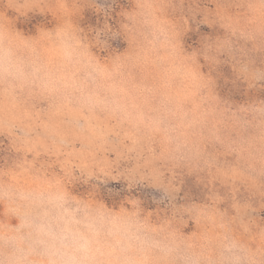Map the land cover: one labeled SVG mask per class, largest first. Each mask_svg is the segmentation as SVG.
I'll return each instance as SVG.
<instances>
[{
	"label": "rangeland",
	"instance_id": "obj_1",
	"mask_svg": "<svg viewBox=\"0 0 264 264\" xmlns=\"http://www.w3.org/2000/svg\"><path fill=\"white\" fill-rule=\"evenodd\" d=\"M264 264V0H0V264Z\"/></svg>",
	"mask_w": 264,
	"mask_h": 264
},
{
	"label": "clouds",
	"instance_id": "obj_2",
	"mask_svg": "<svg viewBox=\"0 0 264 264\" xmlns=\"http://www.w3.org/2000/svg\"><path fill=\"white\" fill-rule=\"evenodd\" d=\"M93 2H94V0H93ZM205 264H216V262L209 260V261H206ZM239 264H247V262L244 260L243 256H241Z\"/></svg>",
	"mask_w": 264,
	"mask_h": 264
}]
</instances>
